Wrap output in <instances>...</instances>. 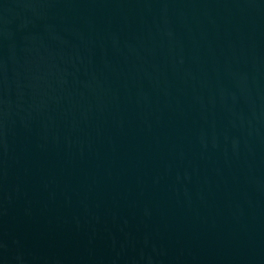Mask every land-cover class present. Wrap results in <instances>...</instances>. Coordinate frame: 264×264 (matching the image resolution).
<instances>
[{"label":"water","instance_id":"water-1","mask_svg":"<svg viewBox=\"0 0 264 264\" xmlns=\"http://www.w3.org/2000/svg\"><path fill=\"white\" fill-rule=\"evenodd\" d=\"M0 264H264V0H0Z\"/></svg>","mask_w":264,"mask_h":264}]
</instances>
